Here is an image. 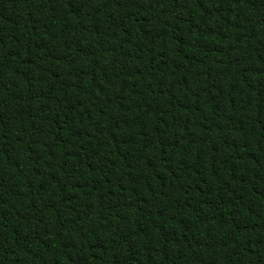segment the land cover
I'll list each match as a JSON object with an SVG mask.
<instances>
[{"label": "trees", "instance_id": "obj_1", "mask_svg": "<svg viewBox=\"0 0 264 264\" xmlns=\"http://www.w3.org/2000/svg\"><path fill=\"white\" fill-rule=\"evenodd\" d=\"M0 264H264V0H0Z\"/></svg>", "mask_w": 264, "mask_h": 264}]
</instances>
